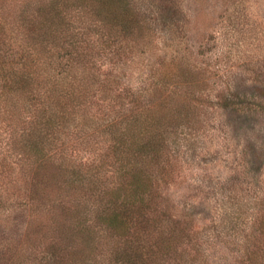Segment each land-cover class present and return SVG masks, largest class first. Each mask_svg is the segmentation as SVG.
Returning <instances> with one entry per match:
<instances>
[{
  "label": "trees",
  "instance_id": "1",
  "mask_svg": "<svg viewBox=\"0 0 264 264\" xmlns=\"http://www.w3.org/2000/svg\"><path fill=\"white\" fill-rule=\"evenodd\" d=\"M189 1L38 0L31 14L24 2L11 34L0 8V181L8 167L29 191L11 211L0 196V264H192L186 246L214 238L216 216L197 220L167 191L215 133L218 106L264 104L239 106L237 81L181 54ZM154 43L157 72L127 85L123 71ZM212 87L224 88L216 103Z\"/></svg>",
  "mask_w": 264,
  "mask_h": 264
},
{
  "label": "rangeland",
  "instance_id": "2",
  "mask_svg": "<svg viewBox=\"0 0 264 264\" xmlns=\"http://www.w3.org/2000/svg\"><path fill=\"white\" fill-rule=\"evenodd\" d=\"M34 1L38 0L24 1L29 14L33 12ZM190 1L193 21L181 40V54L185 48L192 49L193 57L199 53L209 64L211 74L227 73L238 83L239 106L255 110L256 104H264V0ZM24 2L0 0V8H7L6 15H11L6 23L9 34L13 19L20 21ZM154 46L155 43L146 53L137 55L123 71L127 85L138 87L157 72L160 52ZM212 88L204 98L216 103L215 97L224 88ZM261 112L257 109L232 114L218 106L206 122L215 128V133L200 145L195 159L183 165V180L167 191L173 203L186 199L190 205L188 213H196L197 220L215 218L214 215L217 218L219 228L212 235L214 238L208 241L198 238V242L194 239L186 246L192 264H264V205L257 218L253 211L257 198L264 199V114ZM0 132L3 135L4 131ZM7 138V134L0 137L3 153L7 152ZM2 170L5 174L0 181V196L5 200L4 207L11 211L10 206L23 202L29 195L27 178L17 171L10 172L8 167ZM198 203L201 205L197 206ZM202 224L199 221L197 227ZM196 231L199 234L200 230ZM108 257L102 258L100 264H111Z\"/></svg>",
  "mask_w": 264,
  "mask_h": 264
}]
</instances>
